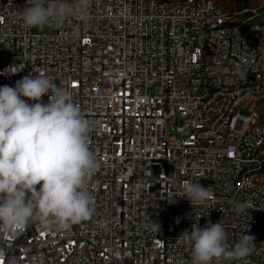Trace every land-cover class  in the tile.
Returning <instances> with one entry per match:
<instances>
[{
    "label": "built area",
    "instance_id": "obj_1",
    "mask_svg": "<svg viewBox=\"0 0 264 264\" xmlns=\"http://www.w3.org/2000/svg\"><path fill=\"white\" fill-rule=\"evenodd\" d=\"M25 7L26 0H0V87L30 74L59 79L92 122L88 143L100 167L88 180L89 220L66 228L36 220L17 234L0 231V264H190L180 235L209 221L223 224L229 246L246 228L255 237L244 261L220 264H264V125L251 133L256 110L241 112L264 96V27L202 38L208 24L231 18L209 0H90L86 19L43 28L22 23ZM20 64L19 73L5 71ZM208 84L217 91L200 104ZM229 93L236 103L227 102ZM41 99L47 103L48 95ZM213 114L222 126L234 120L235 131L218 136ZM250 167L262 175L249 176ZM197 178L212 196L192 205L182 183ZM244 202L247 212L236 211Z\"/></svg>",
    "mask_w": 264,
    "mask_h": 264
},
{
    "label": "clouds",
    "instance_id": "obj_2",
    "mask_svg": "<svg viewBox=\"0 0 264 264\" xmlns=\"http://www.w3.org/2000/svg\"><path fill=\"white\" fill-rule=\"evenodd\" d=\"M89 5L90 0H26L20 18L27 27L43 28L71 16L86 19ZM23 67L5 71L16 74ZM240 75L246 78L245 72ZM92 126L71 94L42 73L0 87V231L17 234L36 220L66 228L93 216L87 185L100 162L89 148ZM181 195L192 205L203 204L212 187L189 179L182 183ZM248 209L246 202L236 207L238 212ZM150 221L151 231L158 232L160 224ZM244 232L234 246L227 243L220 221L203 228L193 224L180 236L190 249V264H220L244 261L251 254L255 237Z\"/></svg>",
    "mask_w": 264,
    "mask_h": 264
},
{
    "label": "bare ground",
    "instance_id": "obj_3",
    "mask_svg": "<svg viewBox=\"0 0 264 264\" xmlns=\"http://www.w3.org/2000/svg\"><path fill=\"white\" fill-rule=\"evenodd\" d=\"M210 6H220L216 0H209ZM223 17H231L228 19H220L213 24H208L202 31V38H213L224 31H233L237 29V36H246L247 31H253L258 27H264V6L262 7L263 14H254L259 16V21H239L235 19L232 12L226 11L222 7ZM253 11H257V8ZM203 46H210V39H203ZM227 48H234V39L226 38ZM238 51H246V44H238ZM218 84H225V72H218ZM217 91V84H208L206 92L200 97V104H210L213 101V94ZM227 102L236 103V93L227 94ZM256 124L251 125V133L260 132V125H264V116H260L256 112ZM213 130H218V136H227L228 131H235V121L227 120L222 126V116L220 114H213ZM262 136H264V128H262ZM261 161H264V150L261 153ZM261 167H250L249 176H261Z\"/></svg>",
    "mask_w": 264,
    "mask_h": 264
},
{
    "label": "rangeland",
    "instance_id": "obj_4",
    "mask_svg": "<svg viewBox=\"0 0 264 264\" xmlns=\"http://www.w3.org/2000/svg\"><path fill=\"white\" fill-rule=\"evenodd\" d=\"M216 2L222 6L226 11L232 12L235 16V19L239 21H259L260 17L250 15L254 9L257 7L264 6V0H216ZM240 12H245L244 14H240ZM54 84L59 87V79L55 78L52 80ZM249 107L253 108L260 114V116H264V96L253 98L251 101H248L243 108L241 109L242 114H250Z\"/></svg>",
    "mask_w": 264,
    "mask_h": 264
}]
</instances>
